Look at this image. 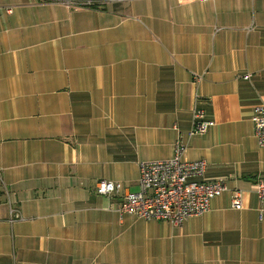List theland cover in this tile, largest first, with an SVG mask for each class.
Returning a JSON list of instances; mask_svg holds the SVG:
<instances>
[{"label": "crops", "instance_id": "1", "mask_svg": "<svg viewBox=\"0 0 264 264\" xmlns=\"http://www.w3.org/2000/svg\"><path fill=\"white\" fill-rule=\"evenodd\" d=\"M68 1L0 0V264H264V0ZM178 140L228 190L182 225L120 215Z\"/></svg>", "mask_w": 264, "mask_h": 264}, {"label": "built area", "instance_id": "2", "mask_svg": "<svg viewBox=\"0 0 264 264\" xmlns=\"http://www.w3.org/2000/svg\"><path fill=\"white\" fill-rule=\"evenodd\" d=\"M69 5L91 6V0L68 1ZM10 12V8H6ZM250 74L245 75L249 78ZM195 79H200L195 76ZM254 134L264 145V102L254 106L251 116ZM214 122L204 118L203 112L194 109L193 124L188 134H202ZM184 145L180 140L175 144L174 155L168 159L141 161L139 163L138 190L125 193L116 204V211L132 213L146 220L168 221L174 225H182L189 217L200 215L210 208V200L228 187L223 179L207 181L201 179L206 170L204 160H185L182 155ZM1 181V177H0ZM121 185L116 182L100 179L96 183V193L112 196ZM254 193L260 202V211L264 212V180H257L253 185ZM232 208L243 207L242 191L230 190ZM17 212L13 209L12 213ZM18 216L14 214L12 221Z\"/></svg>", "mask_w": 264, "mask_h": 264}]
</instances>
